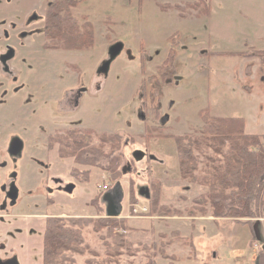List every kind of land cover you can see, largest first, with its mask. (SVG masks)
Returning a JSON list of instances; mask_svg holds the SVG:
<instances>
[{
    "label": "rangeland",
    "instance_id": "rangeland-1",
    "mask_svg": "<svg viewBox=\"0 0 264 264\" xmlns=\"http://www.w3.org/2000/svg\"><path fill=\"white\" fill-rule=\"evenodd\" d=\"M193 1L82 0L72 12L92 23L93 48L45 51L46 1L0 0V45L7 42L14 52L4 66L8 69H0V254L16 255L20 264H42L46 219L107 217V193L100 186L109 182L111 191L119 183L121 217L116 219L124 218L125 227L110 225L101 233L82 230L98 263L112 264L105 259L103 240L116 241L122 235L119 240L126 247L119 264H235L229 234L233 227H219L214 237L215 223L199 213L195 220L188 217L206 189L181 178L175 140L165 135L197 136L203 125L199 112L207 108L210 115L243 118L247 130L264 134V70L260 80L245 82L243 63H258V73L261 59L230 54L238 48L232 18L239 17L232 0H222L225 11L218 0H205L209 15L187 5ZM34 16L39 20H32ZM247 26L254 30L257 23ZM115 43L121 49L112 56L108 46ZM76 85L82 93L74 109L60 111L55 100ZM46 115L66 119L55 124L49 120L50 127L43 130L39 126ZM72 125L94 133L119 132L124 143L113 157L121 171L128 163L130 171L111 181L101 168L60 158L57 146L46 151L48 135ZM11 138L24 142L14 156L8 155ZM136 153L143 159L134 160ZM72 167L78 176L71 174ZM153 181L161 186L159 204L180 214L151 212ZM130 184L134 203L128 198ZM9 192L16 197L10 199ZM133 204L146 207L141 208L146 214L134 216ZM174 231L184 238L169 243ZM88 257L76 256V264H88Z\"/></svg>",
    "mask_w": 264,
    "mask_h": 264
},
{
    "label": "trees",
    "instance_id": "trees-1",
    "mask_svg": "<svg viewBox=\"0 0 264 264\" xmlns=\"http://www.w3.org/2000/svg\"><path fill=\"white\" fill-rule=\"evenodd\" d=\"M77 3L78 0H53L48 5L43 27L44 48L80 51L94 46L95 32L92 24L86 19L79 21L71 12L70 8ZM187 5L196 9L197 14L211 13L209 2L205 0H194ZM261 53L252 51L230 54L260 57ZM199 114L203 125L197 136L165 135L175 140L181 178L206 189L196 200L195 209L188 210V216L210 212L215 220H230L243 226L264 216V134L248 133L243 118L210 115L208 108ZM160 129V126L154 128L155 131ZM70 133L74 136L69 137ZM55 143L58 144L57 153L60 158L72 157L75 164L101 168L109 173L112 181L122 176L113 157V153L119 151L124 143L119 132L106 134L94 133L90 129L68 130L61 135L56 133L48 136V148H52ZM199 164L203 167H199ZM71 172L72 175H79L77 169ZM150 187L152 196L148 202L151 212L158 210L171 216L180 214L176 209L170 210L159 204L162 191L158 181H153ZM128 198L131 203L136 201L132 184L128 186ZM93 200L96 201V197ZM94 201L95 209L99 210ZM118 224L124 228L125 219L117 221L116 218L100 215L96 219H46L42 264H76V256L87 253L90 254L85 259L88 264H103L95 261L96 252L88 247L82 230L90 227L93 232L101 233L107 226ZM173 234L169 243L184 238L176 231ZM121 237L119 235L116 241L106 242L101 236L105 259L112 260V264H119L118 257L126 247L122 239L119 240ZM162 256L168 257L166 253ZM146 264H154V261H147Z\"/></svg>",
    "mask_w": 264,
    "mask_h": 264
},
{
    "label": "crops",
    "instance_id": "crops-1",
    "mask_svg": "<svg viewBox=\"0 0 264 264\" xmlns=\"http://www.w3.org/2000/svg\"><path fill=\"white\" fill-rule=\"evenodd\" d=\"M219 1V6L222 8V11H225V8L222 0ZM231 7L238 14V17L232 18L234 36L233 39L238 46L236 53H251L252 51H264V42L260 45L258 42L264 41V0H232L230 3ZM248 22L257 23V26L254 30H250L247 26ZM257 48V50H256ZM238 58H252L238 55ZM262 63L259 62L261 69L257 73V64L256 62L243 63L246 68L245 82L260 80V76L263 74L264 70V52L260 57ZM255 71V74H253ZM256 76V77H254ZM264 81V78L262 79ZM246 90H250L248 86ZM245 130L248 133H253L249 130ZM253 134H263L260 132H254ZM18 144V141L15 140ZM21 147V146H20ZM104 196L108 200L111 197V191ZM115 191V190H114ZM263 201H264V190H263ZM263 211H264V202H263ZM203 220H207L214 223L216 226L213 228L216 231L214 237L219 235V227H233L230 234L231 243L230 247L232 251H235V264H264V216H260L257 219L250 221L244 227L239 226L236 222L230 220H213L211 216H202ZM196 219V218H192ZM207 224V223H206ZM221 224V226H219ZM213 225H210L213 227ZM254 237V238H253ZM224 241V235L221 238ZM217 252V250H215ZM190 253V252H189ZM216 256V254H215Z\"/></svg>",
    "mask_w": 264,
    "mask_h": 264
},
{
    "label": "flooded vegetation",
    "instance_id": "flooded-vegetation-1",
    "mask_svg": "<svg viewBox=\"0 0 264 264\" xmlns=\"http://www.w3.org/2000/svg\"><path fill=\"white\" fill-rule=\"evenodd\" d=\"M46 1V8H45V10H44V15H43V27H44V23H45V14H46V10H47V8H48V5H50V4H52V2H53V0H45ZM77 1V0H76ZM82 0H78V3L75 5V6H73L72 8H70L71 9V12H72V10L74 9V8H76L77 6H78V4L81 2ZM72 14H73V12H72ZM75 17H76V14H73ZM77 18V17H76ZM37 19L39 20V17H36V16H34L33 18H32V20H34V21H37ZM84 19H86V18H83L82 19V21L84 20ZM40 20H41V18H40ZM86 20H88V19H86ZM80 21V20H79ZM89 21V20H88ZM90 22V21H89ZM91 23V22H90ZM92 24V23H91ZM93 26V25H92ZM43 27H42V37H43ZM94 28V27H93ZM40 37H38V39H39ZM32 42H33V38L31 39V43L30 44H32ZM44 42H45V40H44V38H43V43H42V47H43V49L45 50V51H58V50H60V49H47V48H44ZM41 42H39V44H40ZM38 44V45H39ZM41 45V44H40ZM31 48H32V45H31ZM92 48H93V46H92ZM111 48V46L109 45L108 46V53H109V49ZM91 49V48H90ZM89 49V50H90ZM33 52H35L34 50H32ZM67 51H69V50H67ZM76 51V50H75ZM80 51H88V50H80ZM36 53V52H35ZM13 54H14V52H13V50L11 49V46H9L8 45V43L7 42H4L2 45H0V69L1 70H7L8 68L7 67H4V66H6V64L8 63V61L10 60V58L13 56ZM103 64H104V66H106L107 64H106V61L105 62H103ZM101 71L103 72V69H101ZM101 72V73H102ZM49 84L47 83V86H48ZM80 88H79V86H75V87H73V88H69L68 89V91H65L64 93L61 91V95H60V98H57L56 100H55V102L58 104V108H59V110L60 111H62V112H68L69 110H73L74 109V106L76 105V103H77V99H78V97L81 95V91H82V89L81 90H79ZM48 96V98L50 99L51 97H52V95L51 94H47L46 93V97ZM61 119H66V117H61V118H59V116L57 115V116H55V117H51V116H45V118L43 119V121H41L42 123V125H40L39 127L41 128V129H43V130H47L50 126H49V120L51 121V123L52 124H55V123H60L59 121L61 120ZM68 120V119H67ZM30 121V120H29ZM15 127H17L16 125L13 127V129L15 128ZM78 129H88V128H80L79 126H74V125H72V126H70V127H68V128H65L63 131H61V132H58L60 135L61 134H64L66 131H68V130H71V131H74V130H78ZM14 131H17V129H14ZM2 134V133H1ZM68 136L69 137H73L74 136V134H72V133H70V134H68ZM12 139V138H11ZM10 139V142H11V144H10V149H9V151H8V155H10V156H14L15 155V150H16V147L14 146V142H15V139H12L11 140ZM63 140V139H62ZM46 151H49L48 150V141L46 140ZM57 146V148H58V144L57 143H55L54 144V146L52 147V148H54V147H56ZM51 148V149H52ZM48 153V152H47ZM136 154H138V153H136ZM134 160L136 159V161L137 160H142L143 158H141V159H138L137 157H136V155H134V158H133ZM73 160V159H72ZM45 161H47V160H45ZM127 162H129V161H127ZM47 163H48V161H47ZM130 164L128 163V164H126V166L124 167V169L122 170V173H123V175H125V174H127L128 172L127 171H130V166H129ZM4 189V188H3ZM4 191H5V189H4ZM6 192V191H5ZM10 194H9V198L11 199V198H15L16 197V194H14V193H11V192H9ZM114 194V197H112V200L113 201H115L117 198H116V192H114L113 193ZM107 206H110V205H108L107 204ZM16 258L17 259V261H18V258H17V256L16 255H8V252H4L3 254L1 253L0 254V260L1 261H7V260H10V259H12V258ZM18 263H19V261H18ZM20 264V263H19Z\"/></svg>",
    "mask_w": 264,
    "mask_h": 264
},
{
    "label": "water",
    "instance_id": "water-1",
    "mask_svg": "<svg viewBox=\"0 0 264 264\" xmlns=\"http://www.w3.org/2000/svg\"><path fill=\"white\" fill-rule=\"evenodd\" d=\"M120 48H112L109 50V54L112 55V56H115L118 52H119ZM137 158L141 159L143 154L141 153H138V154H135ZM120 193V192H119ZM118 197H120V194H118ZM119 200L120 198H118V201L117 203L114 205V204H111L110 206H107L106 208V215L108 217H116L119 215V212H120V204H119ZM0 264H19L17 259L16 258H12L10 260H7V261H1L0 260Z\"/></svg>",
    "mask_w": 264,
    "mask_h": 264
},
{
    "label": "built area",
    "instance_id": "built-area-1",
    "mask_svg": "<svg viewBox=\"0 0 264 264\" xmlns=\"http://www.w3.org/2000/svg\"><path fill=\"white\" fill-rule=\"evenodd\" d=\"M102 188L105 190L107 189V185H103ZM144 210V209H143ZM136 212V210H134Z\"/></svg>",
    "mask_w": 264,
    "mask_h": 264
}]
</instances>
